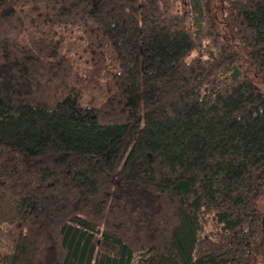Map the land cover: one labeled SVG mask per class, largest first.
Returning a JSON list of instances; mask_svg holds the SVG:
<instances>
[{"label":"trees","instance_id":"trees-1","mask_svg":"<svg viewBox=\"0 0 264 264\" xmlns=\"http://www.w3.org/2000/svg\"><path fill=\"white\" fill-rule=\"evenodd\" d=\"M256 259L264 0H0V264Z\"/></svg>","mask_w":264,"mask_h":264},{"label":"rangeland","instance_id":"rangeland-1","mask_svg":"<svg viewBox=\"0 0 264 264\" xmlns=\"http://www.w3.org/2000/svg\"><path fill=\"white\" fill-rule=\"evenodd\" d=\"M243 63H244V66H245V68L248 70V71H251V69H250V66H249V63H248V61L245 59V58H243ZM263 202V200L261 201V203ZM143 256V254H141V253H139V254H136V256H135V259L136 260H138L139 258H141ZM146 256V255H145ZM255 263L256 264H262L259 260H255Z\"/></svg>","mask_w":264,"mask_h":264}]
</instances>
